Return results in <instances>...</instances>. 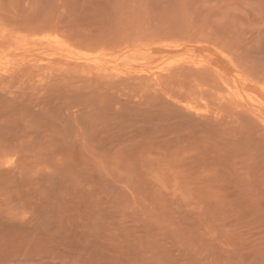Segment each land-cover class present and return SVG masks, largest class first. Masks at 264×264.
<instances>
[{"label": "rangeland", "instance_id": "374dc122", "mask_svg": "<svg viewBox=\"0 0 264 264\" xmlns=\"http://www.w3.org/2000/svg\"><path fill=\"white\" fill-rule=\"evenodd\" d=\"M0 27L108 61L30 41L0 76V264H264V124L194 88L217 79L186 49L157 76L125 55L198 39L264 84V0H0Z\"/></svg>", "mask_w": 264, "mask_h": 264}, {"label": "bare ground", "instance_id": "6f19581e", "mask_svg": "<svg viewBox=\"0 0 264 264\" xmlns=\"http://www.w3.org/2000/svg\"><path fill=\"white\" fill-rule=\"evenodd\" d=\"M1 26H3V25L1 24ZM3 27H0V76L4 73L7 74L8 72L12 71L14 68H16L20 65H23L24 63H27L30 61L31 56L29 57V54L26 55V53H24V52H22V53L21 52L20 53L15 52V50L18 49L17 45L19 43L26 45L30 41H32L34 43V45H39V47H42V48L46 45L52 46V47L56 48L57 51L60 52V54L61 53L64 54L65 55L64 57H66L68 60L71 59L73 63L78 61L77 64H79V62L87 63L90 65L93 64V66L94 65L96 66V67L94 66V69L95 68L98 69V67H100L99 65H101L100 68L103 69L102 68L103 65L104 64L106 65V63L108 62L107 59L105 58V54L102 50L97 49L95 51V49H93V51H89V52L77 51V48L76 47L73 48L71 46V44H69V42L65 40L64 36H60L56 32L54 33V31L52 33V31H50L48 29H46V30H48L49 33H44V32H47V31H44V28L42 29L43 33H44L43 35H41V33L39 34V32H41V31L34 32L32 30L33 28L31 29L34 33H37L40 36L32 34L31 33L32 31L27 29L28 32L27 31H25V32L29 33V31H30L31 36L32 37H33V35L35 36V38L33 37L32 40H29L28 38H26V35L21 37L22 34L20 32V34H21L20 37H18V38L16 37L18 39L16 41V43L11 45V46H8L7 48H4L2 43L5 41L4 39L7 37L6 36L7 33L10 30L9 33L11 34V30L14 31L16 28L15 29L9 28V30H7L8 29L7 27H5L7 29H5ZM39 29L41 30L40 27H39ZM35 31H36V29H35ZM24 34L25 33L23 32V35ZM16 35H19V33ZM16 38L14 40H16ZM29 38H30V34H29ZM11 42L9 41V43H11ZM187 43H188V46L186 45ZM161 47H165V48L160 49ZM20 48H22V47H20ZM34 48H35V46H34ZM183 49H186V53L188 56L180 57L177 59V61L185 62V63H193L191 65H194L195 67L210 68L214 71V73L216 75V79H217L215 86L213 84H212V86H210L211 84H209V86L207 87V86H205L206 83L205 84L203 83L204 84V86H203L202 82H200L202 85L198 82L199 84L196 86L195 84H192L194 82H191L189 80L191 82V83H189L190 85L191 84L195 85L194 88L198 87V90L200 92L205 91L206 93H208V91H209L211 93H214L213 96L215 95L214 97L216 99H218L219 101L229 102V104H231V102H232L233 104L235 103L237 105H243V106L245 105V107L250 108L249 110H252L253 113L250 112L248 109H246V110H248L253 115L256 114L257 117L259 118L260 122H262L264 124V84L250 79L249 77H247L246 75H244L241 72H238L237 70H233V69L227 70L226 69L227 65H225L224 67H221V65L217 64L218 54L213 49L207 48L206 45L202 44V42L198 39H192V40L178 39V40L173 41V42H164L160 45L154 46L152 50H148V49H145L142 47H138V48L136 47L131 52H128L125 55H126V57L128 56L131 60L128 62L137 63L138 61H141L142 64L141 63L140 64L142 65V67H143V64H145V66L143 68H139V69L137 68V69L129 70L130 73H139V72L143 73L144 72L150 76H157L162 71L167 70V68L169 69V67L172 66V64H171L172 62H165L159 68H157L158 66L157 67L151 66V62L155 58V56L158 54H161L162 56L161 55L160 56L163 57V55H165V52H171L173 50L178 51V50H183ZM44 50H45V48H44ZM12 51H14L15 53H12ZM30 51H28V53ZM35 51H37V50H35ZM25 52H27V51H25ZM49 52H50V50H49ZM49 52H47V53L49 54ZM10 53H12V54H10ZM35 53H38V52H35ZM55 53H57V52H55ZM130 54H133V55L130 57ZM33 55H35V54H33ZM49 55L51 56L52 53ZM53 55L56 56V54H53ZM53 55H52V57H54ZM57 56H59V55L57 54ZM61 56H63V55H61ZM44 57H42V58L44 59ZM46 57H47V55H46ZM56 57H54V58H56ZM121 57L123 58V56H121ZM62 58L63 57H61V59ZM63 60L65 62L66 59L64 58ZM123 60L125 61V59H123ZM42 61H40V62H42ZM50 61L51 60L46 59V62L50 63ZM68 62H70V61H68ZM68 62H65V63H68ZM32 64L29 63V65H32ZM35 65H37V64H34V66ZM39 65H41V64H39ZM91 68H92V66H91ZM106 72L107 71H105V73H104L105 75L108 74ZM95 73H96V70H95ZM97 73H99V72H97ZM197 81H198V79H197ZM200 100H201V102H203V108L202 107L197 108L191 102H181V103H183V105L185 107H187L188 109H192L197 113H202V112H205V110H206L204 107L205 99L202 97V98H200ZM234 107H236V106H234ZM238 108H240V106ZM242 108L244 110V107H242ZM242 108H240V109L242 110Z\"/></svg>", "mask_w": 264, "mask_h": 264}]
</instances>
